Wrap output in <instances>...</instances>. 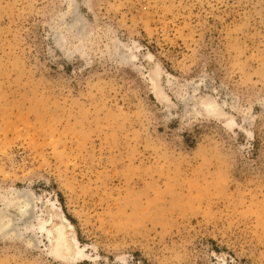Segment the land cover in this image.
<instances>
[{"label": "rangeland", "instance_id": "obj_1", "mask_svg": "<svg viewBox=\"0 0 264 264\" xmlns=\"http://www.w3.org/2000/svg\"><path fill=\"white\" fill-rule=\"evenodd\" d=\"M0 264H264V0H0Z\"/></svg>", "mask_w": 264, "mask_h": 264}, {"label": "bare ground", "instance_id": "obj_2", "mask_svg": "<svg viewBox=\"0 0 264 264\" xmlns=\"http://www.w3.org/2000/svg\"><path fill=\"white\" fill-rule=\"evenodd\" d=\"M42 228H43V226H42ZM53 229H54V233H52V234H54L53 235L54 240L58 246L59 253H61L64 250L70 251L72 247L70 245V241L68 240L67 235H65L64 232H62V230L59 228V225Z\"/></svg>", "mask_w": 264, "mask_h": 264}]
</instances>
